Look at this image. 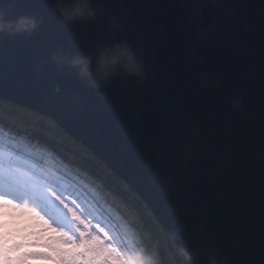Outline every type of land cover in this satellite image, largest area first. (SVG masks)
Segmentation results:
<instances>
[{
	"label": "water",
	"instance_id": "1",
	"mask_svg": "<svg viewBox=\"0 0 264 264\" xmlns=\"http://www.w3.org/2000/svg\"><path fill=\"white\" fill-rule=\"evenodd\" d=\"M55 2L0 0L6 19L37 22L31 35H0V98L51 119L131 187L175 264L177 246L264 264V4L91 0L96 20L63 29ZM110 17L120 28L109 42L141 48L145 78L93 89L51 57L84 55Z\"/></svg>",
	"mask_w": 264,
	"mask_h": 264
},
{
	"label": "rangeland",
	"instance_id": "2",
	"mask_svg": "<svg viewBox=\"0 0 264 264\" xmlns=\"http://www.w3.org/2000/svg\"><path fill=\"white\" fill-rule=\"evenodd\" d=\"M15 107L26 109L0 98V113L11 115V113H15L13 110ZM4 115L0 114V141L6 143L10 148L29 153L33 165L42 177V182L46 186H50L52 192L59 193L68 208L83 218L84 224L79 221L71 222L68 208H65L64 203H61L60 200H54L57 207L69 216L71 222L69 231L78 236L79 231L85 230L86 224L90 233L89 238L95 235L103 239L107 234L122 249L132 247L128 240H124L122 234L127 237L129 235L132 237L134 234L142 240L141 244L146 243L140 235L144 232V228L148 229L146 213L142 209L140 210L141 205L131 195V190H125L120 186L117 175L107 172L104 166H101L96 160L81 155L80 150L70 148L71 145L67 141L59 140L60 136L50 126L41 128L43 123L46 124L44 120H34L32 114L27 113L25 116L20 114L27 124L35 121L34 128L36 129L24 126L20 128L17 123L12 122L11 118H6ZM35 125L39 126L35 127ZM58 128L62 130L60 127ZM41 129L50 130L52 136L46 135ZM49 199H52L51 194ZM24 206L32 207V204L25 201ZM112 225H115V229L111 227ZM129 229H134L135 233L132 234ZM153 232L157 234L155 229ZM147 245L150 247L151 241H148ZM28 250L43 251V249ZM30 264H44V262L35 261Z\"/></svg>",
	"mask_w": 264,
	"mask_h": 264
},
{
	"label": "snow or ice",
	"instance_id": "3",
	"mask_svg": "<svg viewBox=\"0 0 264 264\" xmlns=\"http://www.w3.org/2000/svg\"><path fill=\"white\" fill-rule=\"evenodd\" d=\"M29 200L32 207L24 206ZM54 200L64 203L42 182L31 155L0 141V264H121L119 253L124 249L110 235L89 238L85 224L77 236L68 228L71 222L84 224L83 218L64 203L70 222ZM22 217H27V223Z\"/></svg>",
	"mask_w": 264,
	"mask_h": 264
},
{
	"label": "clouds",
	"instance_id": "4",
	"mask_svg": "<svg viewBox=\"0 0 264 264\" xmlns=\"http://www.w3.org/2000/svg\"><path fill=\"white\" fill-rule=\"evenodd\" d=\"M198 3L200 5L214 4L215 0H198ZM100 11V9L91 6V0H56L52 7V12L63 29H67L73 24H90L96 20ZM189 15L198 18L199 8L190 9ZM5 17V10L0 9V35L28 36L37 27V22L33 17L19 16L15 20H8ZM119 28L118 21L110 17L106 27L107 39L101 41L84 55L71 58L54 55L51 60L58 67H66L74 71L80 80L86 82L93 89L107 87L117 77L142 82L145 78L141 59L142 49L137 47L134 50L125 40L109 42L112 36L119 31ZM231 103L234 110L240 108L239 100ZM29 202L33 203L31 200ZM44 210L47 211V209ZM21 220L23 223H27V217H22ZM168 239L170 242H174L175 234H170ZM119 256L121 264H157L156 258L143 247H129L121 251ZM175 256L182 264H192L194 260L200 258H203L205 264H218V261L208 250L201 248H194L189 252L185 248L177 246Z\"/></svg>",
	"mask_w": 264,
	"mask_h": 264
},
{
	"label": "trees",
	"instance_id": "5",
	"mask_svg": "<svg viewBox=\"0 0 264 264\" xmlns=\"http://www.w3.org/2000/svg\"><path fill=\"white\" fill-rule=\"evenodd\" d=\"M15 113H11V115H4L2 112L0 113L1 116H6L11 118L12 122L17 123L20 128L26 127V128H34V124H36L35 121H31V123L27 124L23 117L20 116V114L23 116H25V114H32L33 119H42L46 122V124L43 123V127L41 128H45L46 126H50L53 130H56L57 134L60 136L59 140H64L65 142L67 141L69 143L70 148L72 149H76V150H80L81 155H85L93 160H96L101 166H104V169L107 172H111L110 169H108L106 167V165L104 163H102L100 160L96 159L92 153L90 151H88L85 147H83L82 145L80 146L79 143H77L76 141H74L68 134L64 133L62 130H60L56 124L49 118H46L45 116H42L36 112H32L20 107H15L14 109ZM25 113V114H24ZM39 126V125H38ZM35 125V127H38ZM36 129V128H34ZM42 130V129H41ZM42 132H44L46 135L48 136H52V132L50 130H42ZM76 146V147H75ZM72 154V153H71ZM119 184L120 186L125 189V190H131L130 193L131 195H133L138 202L140 203V210L142 209V211L144 213H146V220L148 222V229L144 228V232L140 233L141 238L146 242L145 244H141L140 241H142L141 239H138L133 232L135 233L134 229H129L132 232V237L130 236H126L125 234H122L121 236L124 238V240H128V242L130 243V246H136V247H143L149 254L153 255L156 260H157V264H175L174 259L171 256V253L168 249L166 240L164 238V232L163 229L160 227L157 219L154 217V215L152 214V212H150L148 206L145 204V202L138 196L137 193H135V191H133L131 189V187H129L123 180L119 179ZM70 183V182H69ZM136 200V201H137ZM103 208V207H102ZM107 208V207H105ZM124 215V214H122ZM148 215V216H147ZM150 216V218H149ZM153 221V223H152ZM153 224V226H152ZM112 228L115 229V225L111 226ZM117 229V228H116ZM139 231V228H137ZM156 230L157 234H155L153 232V230ZM118 231V230H116ZM148 232V233H147ZM117 233V232H116ZM139 240V241H138ZM151 241V246L148 247L147 242ZM147 246V247H146ZM146 247V248H145Z\"/></svg>",
	"mask_w": 264,
	"mask_h": 264
}]
</instances>
